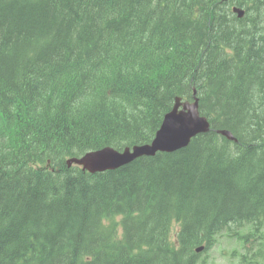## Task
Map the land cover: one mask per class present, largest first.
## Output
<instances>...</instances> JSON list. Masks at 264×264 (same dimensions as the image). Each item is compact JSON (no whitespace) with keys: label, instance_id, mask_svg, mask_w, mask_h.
<instances>
[{"label":"trees","instance_id":"trees-1","mask_svg":"<svg viewBox=\"0 0 264 264\" xmlns=\"http://www.w3.org/2000/svg\"><path fill=\"white\" fill-rule=\"evenodd\" d=\"M236 1L243 18L223 0H0V264H198L228 226L255 229L245 254L263 240L264 0ZM194 88L212 129L187 147L67 166L151 141Z\"/></svg>","mask_w":264,"mask_h":264},{"label":"water","instance_id":"water-1","mask_svg":"<svg viewBox=\"0 0 264 264\" xmlns=\"http://www.w3.org/2000/svg\"><path fill=\"white\" fill-rule=\"evenodd\" d=\"M234 11L239 16L244 15L242 8L234 7ZM210 128L208 119L201 115L199 111V100H182L176 98L173 108L167 112L163 118L160 128L157 130L151 143L134 145L118 151L110 146L103 147L86 153L81 158H73L71 162H76L84 166L91 172L115 169L141 156L155 155L158 151H175L187 146L191 138L199 132H206ZM229 139H235L228 130H219ZM198 250H201L199 248Z\"/></svg>","mask_w":264,"mask_h":264},{"label":"rangeland","instance_id":"rangeland-1","mask_svg":"<svg viewBox=\"0 0 264 264\" xmlns=\"http://www.w3.org/2000/svg\"><path fill=\"white\" fill-rule=\"evenodd\" d=\"M251 228L253 227L246 226L242 230L250 231ZM233 229L238 228L233 226ZM230 233L233 232L226 230L219 232L214 246L200 253L198 264H242L241 256L245 254L243 242L237 237L230 235ZM261 233L264 234V225L262 226ZM259 247L264 249V240L261 242V245L256 243L253 246V250H258Z\"/></svg>","mask_w":264,"mask_h":264}]
</instances>
